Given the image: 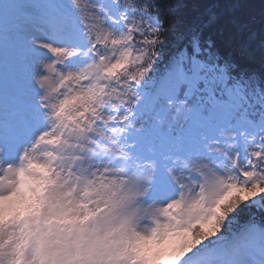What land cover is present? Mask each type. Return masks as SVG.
Listing matches in <instances>:
<instances>
[{
	"label": "snow or ice",
	"instance_id": "obj_1",
	"mask_svg": "<svg viewBox=\"0 0 264 264\" xmlns=\"http://www.w3.org/2000/svg\"><path fill=\"white\" fill-rule=\"evenodd\" d=\"M0 264H264V0H0Z\"/></svg>",
	"mask_w": 264,
	"mask_h": 264
},
{
	"label": "trees",
	"instance_id": "obj_2",
	"mask_svg": "<svg viewBox=\"0 0 264 264\" xmlns=\"http://www.w3.org/2000/svg\"><path fill=\"white\" fill-rule=\"evenodd\" d=\"M257 2H258V0H257Z\"/></svg>",
	"mask_w": 264,
	"mask_h": 264
}]
</instances>
